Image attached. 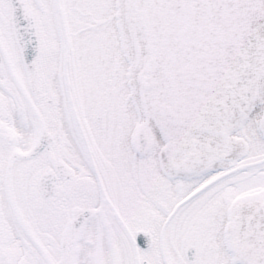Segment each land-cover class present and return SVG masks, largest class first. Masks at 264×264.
Masks as SVG:
<instances>
[{
    "label": "snow or ice",
    "instance_id": "obj_1",
    "mask_svg": "<svg viewBox=\"0 0 264 264\" xmlns=\"http://www.w3.org/2000/svg\"><path fill=\"white\" fill-rule=\"evenodd\" d=\"M0 264H264V0H0Z\"/></svg>",
    "mask_w": 264,
    "mask_h": 264
}]
</instances>
